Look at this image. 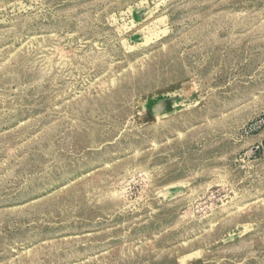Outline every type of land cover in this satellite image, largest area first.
Wrapping results in <instances>:
<instances>
[{
    "label": "rangeland",
    "instance_id": "rangeland-1",
    "mask_svg": "<svg viewBox=\"0 0 264 264\" xmlns=\"http://www.w3.org/2000/svg\"><path fill=\"white\" fill-rule=\"evenodd\" d=\"M0 264H264V0H0Z\"/></svg>",
    "mask_w": 264,
    "mask_h": 264
}]
</instances>
